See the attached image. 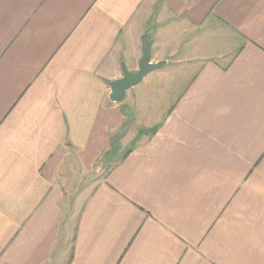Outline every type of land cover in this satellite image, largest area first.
<instances>
[{
	"label": "crops",
	"instance_id": "1",
	"mask_svg": "<svg viewBox=\"0 0 264 264\" xmlns=\"http://www.w3.org/2000/svg\"><path fill=\"white\" fill-rule=\"evenodd\" d=\"M0 264H264V0H0Z\"/></svg>",
	"mask_w": 264,
	"mask_h": 264
},
{
	"label": "water",
	"instance_id": "2",
	"mask_svg": "<svg viewBox=\"0 0 264 264\" xmlns=\"http://www.w3.org/2000/svg\"><path fill=\"white\" fill-rule=\"evenodd\" d=\"M142 33L141 36V51L142 55L138 59V68L129 70L124 64H121L122 73L116 79L107 82L108 85V101L119 102L126 96V92L131 86L139 83L148 72L158 69L167 63L166 60L152 61L151 59V44L152 40L147 37V34Z\"/></svg>",
	"mask_w": 264,
	"mask_h": 264
},
{
	"label": "rangeland",
	"instance_id": "3",
	"mask_svg": "<svg viewBox=\"0 0 264 264\" xmlns=\"http://www.w3.org/2000/svg\"><path fill=\"white\" fill-rule=\"evenodd\" d=\"M153 19V18H152ZM151 19V20H152ZM173 20H175V19H173ZM153 23V22H152ZM154 24V23H153ZM172 24H174L175 26H179V24L181 25V22L180 21H178L177 22V19H176V22L174 21V23H172ZM151 26H152V24H151V22L148 24V27H150L149 29H150V32H152V29H151ZM148 35H149V37H150V35L151 34H149L148 33ZM183 38L184 39H186V40H184V41H189L191 44V48H195V47H205V46H207V44H210V45H212V44H215V46H214V48L216 47V44H217V46H219V48H221L222 46H223V42H225V38L222 36V35H220V37H211V36H205V35H202V36H200L199 38H198V41H196V38L194 39V36H193V34H190V33H187V34H184L183 35ZM197 47V48H198ZM191 48L190 47H188V49H190L191 50ZM213 48V49H214ZM193 51H185V55H187V54H190L191 55V53H192ZM198 52V51H197ZM193 54L195 55L196 54V52L194 51L193 52ZM230 55H233V53L232 52H227V50L225 51V52H223L222 53V56H221V58H220V61H221V63H224V64H226V62H227V60L230 58ZM190 57V56H189ZM125 65V64H124ZM169 69H167V71H168ZM155 72H157V70L155 71H150V72H148V75L146 76V78H145V80H144V82H147V80L148 79H150L151 77H149L151 74H156ZM190 74H191V71H188ZM163 74H165L164 72H163ZM142 84H140L139 86H141ZM156 84H152V86H153V89H155V88H157L156 86H155ZM140 89V88H139ZM138 89V90H139ZM142 89V88H141ZM152 90V89H151ZM130 100V99H129ZM133 121V120H132ZM128 123V122H127ZM102 173H104V172H102ZM85 176V175H84ZM83 176V177H84ZM91 177L92 179H90V181L91 180H93V181H96L97 179H100L101 177H104V174H86V177ZM95 176H98V178L97 179H95L94 177ZM79 181V180H78ZM81 183H83V180H81ZM70 187V184H68L67 186H66V188L68 189Z\"/></svg>",
	"mask_w": 264,
	"mask_h": 264
}]
</instances>
